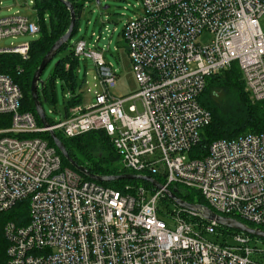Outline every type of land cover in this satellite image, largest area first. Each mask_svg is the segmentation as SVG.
I'll return each instance as SVG.
<instances>
[{
	"label": "built area",
	"instance_id": "obj_1",
	"mask_svg": "<svg viewBox=\"0 0 264 264\" xmlns=\"http://www.w3.org/2000/svg\"><path fill=\"white\" fill-rule=\"evenodd\" d=\"M139 4L122 31L139 84L133 95L114 94L120 75L95 49L102 39L96 32L92 46L84 39L74 45L79 60L90 57L97 67L95 102L71 107L49 127L21 110L22 89L0 71V114L11 123L0 128V209L28 198L31 217L27 225L7 224V264H264V245L249 235L207 239L220 234L218 223L178 206L169 212L171 228L160 218L163 189L128 185L132 191L123 192L85 180L63 167L57 148L38 135L103 130L129 172L196 190L218 214L264 225V132L218 139L204 157L190 155L212 121L200 102L209 76L237 62L251 100H264V0ZM39 33L38 22L20 11L0 16V42ZM203 35L211 41L200 42ZM29 50L26 43L0 53L27 59Z\"/></svg>",
	"mask_w": 264,
	"mask_h": 264
},
{
	"label": "trees",
	"instance_id": "obj_2",
	"mask_svg": "<svg viewBox=\"0 0 264 264\" xmlns=\"http://www.w3.org/2000/svg\"><path fill=\"white\" fill-rule=\"evenodd\" d=\"M33 6L36 10L35 20L40 26V35L38 38L29 42V57L24 59L18 53H0V71L9 74L13 80L20 86L23 92L21 102L22 111L33 112L37 118L38 124L42 125L37 114L33 97L31 94L32 78L38 69L42 59L53 46V44L65 35L71 23V11L69 7L61 0H33ZM75 8L76 24L72 37L67 43L62 45L61 51L67 53L59 58L55 65L54 71L48 82L39 86L38 96L45 110V104L54 105L57 103V86L56 81L59 79L64 85L71 88V98L65 102V114L68 110L83 103V94L77 90L80 87L78 77V65L80 60L75 54L74 45L72 44L73 36L80 30V21L83 10L90 0H66ZM49 19V26L47 23ZM55 55V56H56ZM200 102L212 114L211 123L204 128L200 142L190 150L192 157H204L211 143L218 139H232L247 133L264 132V100L253 102L245 90V83L241 68L237 62L222 72L213 74L207 78L206 88L200 96ZM46 112V111H45ZM48 118V117H47ZM0 126H9L10 115L0 114ZM48 121H53L48 118ZM57 136L64 142L66 149L72 159L78 164L84 165L90 172L97 175H118L129 173L122 166L121 155L117 152L113 142L107 133L103 130L90 131L88 133L75 137H66L62 132L57 131ZM36 134H21L19 137H28ZM45 139L51 146L56 144L49 134L43 132L38 134ZM57 148V147H56ZM58 153L62 157V166L69 167L77 171L70 161L66 159L60 150ZM85 180H93L90 177L81 174ZM155 179L162 183L159 176L153 175ZM103 185L111 186L123 192L127 190L128 185L136 187L143 185L150 191L155 188L150 182L142 179H120L110 182H100ZM178 188V196L190 203H200L211 208L209 203L196 190H191L181 186ZM192 191H196L197 197ZM168 198L163 197L161 200ZM29 199H23L16 202L10 209L3 211L0 209V264H7L9 241L6 236V226L13 222L18 226L27 225L30 221ZM251 227H257L241 219ZM194 220V219H193ZM264 230V225L261 227ZM220 234L215 235L216 241H225L232 234L242 233L239 230L218 226ZM248 235V234H247ZM253 240L259 239L264 244V238L249 235Z\"/></svg>",
	"mask_w": 264,
	"mask_h": 264
},
{
	"label": "rangeland",
	"instance_id": "obj_3",
	"mask_svg": "<svg viewBox=\"0 0 264 264\" xmlns=\"http://www.w3.org/2000/svg\"><path fill=\"white\" fill-rule=\"evenodd\" d=\"M30 0H0V16L11 15L16 11L29 16L32 19L36 18V10ZM105 6H108L105 8ZM140 12L139 0H101L100 4L97 0L87 2L80 21V30L73 36L72 44L75 45L79 40L84 39L89 46L95 44V36L93 33L101 34L102 39L97 43L95 49H103L106 60L113 65V68L119 72V81L117 88L113 91L116 96L128 97L139 91V84L132 70V64L127 53V45L123 38L122 31L126 22ZM49 26V19L47 18ZM37 35H18L16 37H7L0 42V48L12 47L31 42L39 37ZM211 35H203L200 37V42L208 43L211 41ZM67 51H61L47 65L41 75V81L48 82L54 71L55 65L59 58L63 57ZM97 75V67L94 60L88 57L86 60L81 59L78 65V77L80 87L78 92L83 94V103L88 105L95 102L94 92L99 89L94 86L96 81L94 76ZM42 85H40L41 88ZM57 86V103L54 105L45 104L46 115L52 121H60L64 119L65 102L71 98V88L64 85L61 80L56 81ZM92 91H89V89ZM132 102L125 104V109L128 111ZM0 122H4L0 119ZM3 126H0L2 128ZM136 174H143L138 172ZM197 197L196 191H192ZM160 218L166 224L175 228V221L169 215L170 210L176 208V205L169 198L160 201ZM245 221V220H244ZM247 222V221H246ZM250 223V222H248ZM251 224V223H250ZM256 226L255 224H252ZM258 227V226H257ZM207 239L215 240V236L205 234ZM230 236V235H229ZM258 245H264L259 239L253 240Z\"/></svg>",
	"mask_w": 264,
	"mask_h": 264
},
{
	"label": "water",
	"instance_id": "obj_4",
	"mask_svg": "<svg viewBox=\"0 0 264 264\" xmlns=\"http://www.w3.org/2000/svg\"><path fill=\"white\" fill-rule=\"evenodd\" d=\"M63 1L70 9L71 11V23L69 26V29L65 35H63L61 38H59L53 46L49 49V51L46 53L44 58L42 59L38 69L35 71L33 78H32V84H31V94L33 97V101L35 104V108L37 111V114L41 120L42 125L45 127L50 126V122L48 121L46 112L43 108L42 102L39 99L38 96V90L39 86L43 85V81H41V75L44 72L47 65L53 60L56 53L59 51V49L69 41V39L72 37V33L76 24V12L74 6L66 0ZM97 3L100 4L99 1ZM108 6H105L107 8ZM51 137L53 138L56 147L60 150V152L63 154V156L70 161L72 166L81 174H84L91 179L98 181V182H110L120 179H142L144 181L150 182L155 189H163L166 197H168L170 200L174 202V204L180 208L188 209L191 211H199L202 213V216L207 221H216L219 226L236 229L239 230L245 234L252 235L255 237H261L264 238V230L260 227H251L244 223L243 221H240L234 217L231 216H224L221 214H218L216 211L211 209L208 206L202 205L200 203H190L188 201H185L184 199L180 198L178 196V188L175 187L173 189L164 187V185L159 182L157 179H155L151 175H145V174H136V173H123L118 175H97L92 172H90L84 165L78 164L74 159H72L66 149V146L64 142L57 136V133L54 130L48 131Z\"/></svg>",
	"mask_w": 264,
	"mask_h": 264
}]
</instances>
